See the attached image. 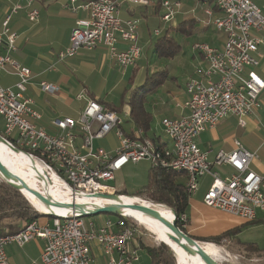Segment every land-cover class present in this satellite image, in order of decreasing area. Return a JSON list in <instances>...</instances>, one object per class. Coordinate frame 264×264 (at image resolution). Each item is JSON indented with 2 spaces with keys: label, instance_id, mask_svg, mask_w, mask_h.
<instances>
[{
  "label": "built area",
  "instance_id": "2783aa9c",
  "mask_svg": "<svg viewBox=\"0 0 264 264\" xmlns=\"http://www.w3.org/2000/svg\"><path fill=\"white\" fill-rule=\"evenodd\" d=\"M34 1L18 0L13 4L0 29V48L6 47V53H0V73L18 75L14 85L17 91L13 86L0 83V115L4 120L3 137L45 167V180H48L47 175H56L70 192L72 203H79L78 197H86L88 202L96 198L104 201L109 198L99 194H118L111 185L116 172L129 163L144 160L152 167L185 172L189 197L198 191L200 179L208 174L212 182L204 194L206 205L244 220L264 219V175L251 166L257 153L236 140L233 150H219L211 160L209 153L196 141L204 130L216 126L230 114L237 116L245 126V119L261 105L264 79L256 68L263 57L259 50L262 39L254 33L264 31V8L258 0H215L221 16H213L210 8L205 10L211 17L208 22L226 35V41L222 49L203 41L194 44V50L202 54L206 64L199 66L197 77L187 82L189 98L184 106L189 112L177 118H164L161 122L172 147L154 141L142 128L127 132L123 128V116L97 99L87 100L77 118H55L53 124L60 129L57 134H50L33 121L40 119L41 114L34 108V100L25 95L33 79L32 70L16 62L10 54L16 50L18 39L10 22L24 7L28 8V21L39 22L40 11L33 7ZM123 2L141 4L145 0H87L81 6H71L74 10L81 7L87 10L89 17L76 21L70 44L59 52L58 60L73 57L82 49L93 50L103 45L108 49L109 58L123 69L134 65L142 53L136 31L139 19L121 18ZM182 3L164 0L162 20L172 22ZM160 33L159 29L155 30L156 35ZM120 40L129 43L127 49L118 47ZM41 88L48 92L59 89L48 82H42ZM112 132L119 141L113 151L95 147L96 140ZM224 165L233 171L223 174L220 170ZM214 166L219 169L214 170ZM67 209L68 212L54 215L37 210L53 216L51 223L40 224L35 220L14 233L4 230L0 235V264H10L6 253L9 244L24 246L35 238L46 240L39 260L42 264H94L91 246L95 242L108 257L107 264L137 263L139 253L133 242L140 230L130 219L125 220L128 216L120 215L123 218L115 220L107 218L97 225L94 220L86 222L80 210ZM87 209L93 210L96 206ZM178 219L182 227L188 226L187 213H182Z\"/></svg>",
  "mask_w": 264,
  "mask_h": 264
},
{
  "label": "crops",
  "instance_id": "0c3cea01",
  "mask_svg": "<svg viewBox=\"0 0 264 264\" xmlns=\"http://www.w3.org/2000/svg\"><path fill=\"white\" fill-rule=\"evenodd\" d=\"M163 1L164 0H145V2L141 4L123 2L120 5L121 18L139 19L138 30L136 31L138 44L141 48V44L144 43H148L150 47L153 46L154 42L152 40L150 20L152 21L157 16H162L164 14L165 9L162 6ZM180 1L183 2L182 6L174 20L168 24L167 29L171 25L174 29L180 23L194 19L195 22L193 27L195 29H193L192 34H196L203 42L218 49H222L226 41V35L208 22L211 17L205 12L207 8H210L213 11V16L222 15L215 4V0H194L196 5H200L202 13L198 14L194 7L192 8L193 16H189L190 9H187L186 5H184L185 0ZM16 2H18V0H0V29L3 27L5 17L10 13L13 4L15 5ZM86 2L87 0H35L33 7L38 8L40 11V19L36 24H32L28 21L27 7H24L12 16L10 27L12 31L18 34V39L16 41L17 48L11 52V56L16 62L32 70L33 79L25 95L34 100V108L41 114L40 119L33 121L37 125L44 127L50 134H57L60 129L53 124L55 118H77L83 110L87 100L97 99L102 104L115 108L120 114L123 113L128 115L129 124L126 127L124 121L125 127L123 125V128L127 132H131L138 127H136L131 119L129 105L124 101L127 96H123L120 102L116 103L109 98V93H106L104 87L110 77L117 73L122 77L126 76L128 74V69L133 67L129 77V82L132 83L133 90L138 85L145 82L144 80L139 84L140 81L139 78H137L145 71L143 67H139L136 65L137 63H135L123 69L118 62L109 58L108 49L103 45L93 50L82 49L73 57L62 61L58 60L59 52L67 48L70 44L71 31L76 21L89 17V12L87 10L82 7L74 10L71 6H81ZM257 2L264 8V0H258ZM178 16H182L183 20H176ZM160 20L163 22L162 17H160ZM199 23H201V26H199ZM161 34L162 32L160 35H155L161 36ZM254 34L262 39L259 50L263 52V57L256 71L264 79V31L255 32ZM128 46L129 43L122 40L118 43L120 49H127ZM179 52L178 50L177 54ZM0 53H6V47L0 48ZM196 53V67L191 73L186 75L183 85L171 91L164 86V80L161 84L157 85L152 93L149 92L147 94L146 108L152 114L153 120L150 129L147 132L145 131V133L154 141L169 147H172V142L165 134L161 122L164 118H177L189 112L188 108L184 106V103L189 98L186 91L187 82L189 79L197 77L196 70L199 66L206 64L202 54L197 51ZM142 56L143 53H141L137 62H139ZM9 70L12 71V68L10 67ZM17 81L18 75L5 71L0 73V83L3 86H14ZM42 82L53 83L57 85L59 89L56 92L44 91L41 88ZM260 102L261 105L256 112L245 119V126L240 124L237 116L229 115L220 120L216 126L208 127L197 137L196 141L199 147L209 153L211 160H213L215 154L219 150H233L235 148V141L238 140L245 148L247 147L248 150L257 153V158L254 159L251 166L256 172L264 175V90L260 95ZM178 103L181 104L180 107L177 106ZM2 128H4V120ZM114 149L108 151H113ZM142 161L132 164L136 165ZM127 165L116 172L114 180L111 181V185L117 189L118 193L123 191L126 192L123 175L125 168L127 169ZM151 167L150 163L147 170V181L143 183L139 189L148 182L149 169ZM213 169L216 170L219 168L214 166ZM232 171V168L227 165L221 167L220 170L223 174H228ZM211 182L212 177L210 175L207 174L203 176L200 179L198 191L193 196L189 197V221L187 232L190 235L196 237L216 235L226 230L243 226L246 223L243 218L237 215L224 212L204 203V194L208 190ZM134 198L136 197H132V199ZM136 200H138V198H136ZM106 219V217L101 216L94 221L97 225H100ZM259 220L264 219L260 218ZM36 221L40 224L51 223L49 220L41 221L39 218ZM140 238L138 234L133 242L134 247L138 251L143 249L140 246L141 243H139ZM45 245L46 240L43 238H35L27 242L24 246H19L15 243L9 244L6 247L9 263L42 264L39 260ZM91 251L94 264H107L108 257L103 253V249L98 243L95 242L92 244ZM138 263L139 260L136 264Z\"/></svg>",
  "mask_w": 264,
  "mask_h": 264
},
{
  "label": "trees",
  "instance_id": "16d2710c",
  "mask_svg": "<svg viewBox=\"0 0 264 264\" xmlns=\"http://www.w3.org/2000/svg\"><path fill=\"white\" fill-rule=\"evenodd\" d=\"M194 22V19L188 22H182L174 29H176L177 32H182L184 35H192L193 29H195L193 27ZM172 29L173 26H169L165 34L155 40L153 45L157 56L173 57L177 54L179 45L171 35ZM167 75V72L161 71L150 73V75L146 74L145 82L134 88L129 95L125 97L126 99H124L125 103L130 107L132 121L135 123L136 127L142 128L146 132L150 129L153 120L152 114L146 108L147 94L149 92L152 93L157 85L161 84L166 79ZM109 108L115 110V108ZM0 134L3 136L4 133L0 131ZM186 181L187 175L185 172L180 173L175 170H167L161 167H151L149 169L148 182L139 189V191L131 195L124 191L118 194L136 197L140 199V201H146L156 205L166 206L181 216L182 213L188 214L189 209V196L186 191ZM27 198L30 201L29 197ZM36 200L41 209L53 213L60 212L56 205H53L52 210L49 209L43 201L39 199ZM33 207H35V205ZM33 207L18 190L0 181V235L4 234V228L14 233L21 230L28 223L38 220L41 214L35 210L37 208L34 209ZM118 217L123 218L120 215H118ZM129 219L125 218L126 221ZM259 219L260 218H257L253 221L245 220L246 223L243 226L264 221ZM177 223L184 232L188 233L187 227H182L179 219ZM243 226L206 237L190 236L196 241L214 244H221L223 240H235L249 251L264 253V250L259 249L255 243H243L240 241L238 235L241 233ZM162 240L163 239H161V241ZM139 243H141L140 246L146 250L148 255L151 256V264H176V256H174L173 250L163 241L157 245H150L143 242V238H140Z\"/></svg>",
  "mask_w": 264,
  "mask_h": 264
},
{
  "label": "rangeland",
  "instance_id": "374dc122",
  "mask_svg": "<svg viewBox=\"0 0 264 264\" xmlns=\"http://www.w3.org/2000/svg\"><path fill=\"white\" fill-rule=\"evenodd\" d=\"M184 5H186L187 9H190L189 16H193L192 8L194 7L196 8L198 14L202 13V10H200L201 9L200 5H196L194 0H185ZM160 17L162 16H157L152 21L150 20L153 42H155V40H157L158 37H160V36H156L154 33V30L156 28H159L160 31L162 32L161 36L165 34L166 30H168L167 27L169 23H165L164 21L161 22ZM176 20L181 21L183 20V18L182 16H178ZM199 26H201V23H199ZM171 35L175 38V41L178 42L179 45L178 48L180 51L178 54L174 55L173 57L157 56L154 50V45L150 47L148 43L141 44L143 56L139 60V62H137L138 60L136 61L137 63L136 65L139 67H143L145 71L142 73V75L137 77L139 78L140 81L139 84L141 83V81L143 82L144 80H146L145 78L146 73L150 75V73L152 74L158 71L167 72L168 76L165 79L164 86H166L169 90L172 91L177 89L179 86L183 85L184 78L186 77V75L191 73L195 69L196 67L195 58L197 53L193 49V44L196 43L197 41H202V39L199 38L196 34L185 36L182 32H177L176 29L171 30ZM132 69L133 67H130L128 69V74L126 76L122 77L120 74L117 73L116 75L110 77L107 80V84L105 85L104 88L106 93H109V98H111L112 101L119 103L123 96L124 97L128 96L129 93L132 91L133 85L131 82H129V77L132 73ZM13 89L14 91H17L18 88L13 86ZM121 115L123 116L125 125L127 127L129 124L128 122L129 117L128 115L123 113H121ZM2 125H3V118L0 115L1 132H3ZM117 145H118V141L114 135V132L110 133L107 137L103 139H98L95 141L96 148L101 147L106 150L114 149ZM149 164L150 163L148 161H142L141 163L136 165H133L132 163H129L127 165V169L125 168L123 175V181L126 186L127 194L131 195L133 193H136L139 187L147 181V170L149 168ZM0 181L7 183L1 176H0ZM23 192L24 195L27 194L25 190H23ZM19 193L21 194V192ZM132 200L137 202L139 199L136 200V198H134ZM30 205L32 207L34 206L32 202ZM164 214H166L167 216L170 215L167 212H165ZM101 216L115 220L118 217V214L99 213L97 215H89V216H85V221L89 222V220L90 221L95 220L96 218ZM129 218L130 221H132L140 230L138 234L140 235L141 238H143V242H145L146 244L157 245L160 242H162L161 239L169 242L163 236L158 234L157 231L155 232L151 230L149 227L139 223L137 220H135L132 217ZM39 219L41 221L49 220L51 222L53 216L41 214L39 216ZM162 226L163 228L167 229L166 232L168 233L170 229H168L164 224ZM6 229L7 228H4V230ZM238 238L243 243H255L259 249L264 250V222L245 225L242 228V231ZM202 245L205 246V248H209L212 246L213 252H211L210 254H212L215 258H217L222 264H264V253L249 251L243 245L237 243L235 240H231V241L223 240L221 244H214V243L210 244L209 242H202ZM138 253H139L138 264H151L150 257H148L149 255L144 249H141L140 251H138ZM174 256H176V264H179L177 255L175 254Z\"/></svg>",
  "mask_w": 264,
  "mask_h": 264
},
{
  "label": "bare ground",
  "instance_id": "6f19581e",
  "mask_svg": "<svg viewBox=\"0 0 264 264\" xmlns=\"http://www.w3.org/2000/svg\"><path fill=\"white\" fill-rule=\"evenodd\" d=\"M0 156L3 160V162L8 166V169H10L13 173H15L17 176H19L22 180L33 186L34 188L38 189L42 193L46 195L52 196L54 199L62 202H70L72 200V196L70 192L65 189L62 186V182L57 178L56 175H53L52 177L47 175L48 180H44L41 176L40 173L45 174V167L40 163L34 161L30 156L25 154L24 152L17 151L13 149L12 146L8 142H3L0 141ZM7 156V157H6ZM17 182V181H16ZM25 192L27 193L30 201L35 205V208H37L41 212H48L40 208L38 202L36 199H39L36 197L35 194H33L30 190L24 189ZM132 196H127L123 195L121 197V200L126 203V204H131V203H136L134 200L131 198ZM36 198V199H35ZM40 200V199H39ZM140 200V199H139ZM137 201V202H146V201ZM42 201V200H41ZM78 202L80 204H84L86 207H100L103 204L104 205H109L113 204L117 201L112 200V199H106L102 200L100 198H96L95 201L88 202V198L84 197H78ZM149 204H152L150 202H146ZM156 203V202H155ZM46 204V203H45ZM49 209L53 210V205H47ZM156 208L160 209L163 214L165 212L169 213L170 215L167 217L173 218V212L171 211L170 208L163 206V205H156ZM59 209V213L63 212H68L66 207H60L57 206ZM121 212L123 215L132 217L135 220H137L139 223L146 225L153 231H157L158 234L163 236L165 239L169 241L168 244H172L171 246H174L176 249L177 253V258H178V263L179 264H205L201 258L198 255H189L188 253L184 252L179 246L174 243L168 236V233L166 232V228H163V224L154 216H151L147 213H144L142 211L132 209L129 207H124L121 209ZM165 242H167L165 240ZM211 244V243H210ZM205 248V246H204ZM209 253L213 252L212 251V246L209 248H205Z\"/></svg>",
  "mask_w": 264,
  "mask_h": 264
},
{
  "label": "water",
  "instance_id": "95a60500",
  "mask_svg": "<svg viewBox=\"0 0 264 264\" xmlns=\"http://www.w3.org/2000/svg\"><path fill=\"white\" fill-rule=\"evenodd\" d=\"M0 141L7 142V140L1 134H0ZM13 149L20 151L18 148H15V147H13ZM0 176L9 185H11L13 188L18 190L19 192H21V194L26 198V200L29 203L30 201L22 192L24 189L30 190L33 194L36 195L37 198L42 200L48 206L56 205L60 207H66L69 209L80 210L83 216L97 215L99 213H113V214L123 215L121 212V209L124 207H129L132 209L142 211L151 216H154V218L158 219L162 224H164L168 229H170L168 232L169 238L174 243H176L179 246V248H181L184 252L190 255H195V256L198 255L205 264H222L217 258H215L212 254H210L204 248V246L202 245V242L196 241L194 238L190 236V234L184 232L178 226L177 222H178L179 215L173 210L171 211L173 212L174 216L173 218H170V217L165 216L160 209L156 208L155 204H149L146 202H136V203L126 204L121 200L118 194H99L100 196L107 197L117 202L106 205V206L97 207L96 209H93V210H88L84 204H80L77 202L72 203V202L58 201L54 199L52 196H50L49 194L46 195L42 193L38 189L34 188L30 184L22 180L15 173H13L10 169H8V166L3 162L1 156H0ZM40 176L44 180L46 179L42 173H40ZM51 215H54V213L52 212ZM162 241L166 243L173 250L175 254L177 253L174 246H171L172 245L171 243L168 244L169 242H165V240H162Z\"/></svg>",
  "mask_w": 264,
  "mask_h": 264
}]
</instances>
